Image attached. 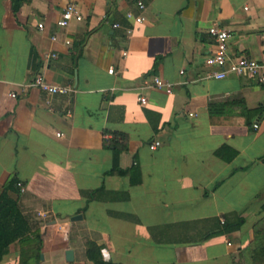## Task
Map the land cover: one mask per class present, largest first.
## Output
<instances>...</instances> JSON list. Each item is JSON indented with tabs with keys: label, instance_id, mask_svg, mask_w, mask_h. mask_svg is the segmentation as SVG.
<instances>
[{
	"label": "crops",
	"instance_id": "1",
	"mask_svg": "<svg viewBox=\"0 0 264 264\" xmlns=\"http://www.w3.org/2000/svg\"><path fill=\"white\" fill-rule=\"evenodd\" d=\"M17 1L0 0V189L26 185L11 195L31 263L96 264L94 241L122 264H264V82L207 63L215 23L232 56L264 59V0H144L143 23L127 16L138 0H74L85 19L61 27L70 0ZM37 74L73 90L9 94ZM22 246L1 264H22Z\"/></svg>",
	"mask_w": 264,
	"mask_h": 264
},
{
	"label": "built area",
	"instance_id": "2",
	"mask_svg": "<svg viewBox=\"0 0 264 264\" xmlns=\"http://www.w3.org/2000/svg\"><path fill=\"white\" fill-rule=\"evenodd\" d=\"M138 8L141 9L140 14H136L134 11H129L127 16L130 20L135 21L136 23H143L147 20V15L144 13L146 9V3L144 0L137 1ZM63 14L61 19L58 22V25L61 26H69L73 21H82L85 19V15L83 10H81L79 4L70 0L68 4L63 9ZM40 30L45 29L44 22L38 24ZM115 28L121 26L120 22L113 23ZM133 28H128L127 33L132 34ZM208 33L214 38L215 41V50L214 52L207 58V63L211 66L217 67V70L211 71L208 76L214 78H223L226 77L227 74L231 73L237 76H246L250 79H253L257 82H264V59H257L254 57L240 55V56H232L229 52L228 47V39L230 36V32L227 28L215 23L208 28ZM58 40L57 34L52 36V41L56 42ZM65 42L67 44H71V38L65 37ZM51 56L53 58H58L59 54L57 52H52ZM111 72L114 71L113 68L110 69ZM182 73V70L180 71ZM145 84L149 86H153L156 89L165 90L168 93H172L173 83L168 80H164L158 75L148 76L144 80ZM33 88H38L42 91H45L50 94H58V93H71L73 90L70 86L61 85L57 83H51L48 81L45 76L42 74H37L34 79L29 82H22L19 84L17 89H14L9 92V94L15 98H20L24 95H28L30 90ZM141 101L143 103L148 101V97L142 96ZM256 127L257 124H254ZM61 135V134H60ZM161 144L159 140H156L153 144L152 148H156ZM18 186L21 192H24L26 189V185L23 181H19Z\"/></svg>",
	"mask_w": 264,
	"mask_h": 264
},
{
	"label": "trees",
	"instance_id": "3",
	"mask_svg": "<svg viewBox=\"0 0 264 264\" xmlns=\"http://www.w3.org/2000/svg\"><path fill=\"white\" fill-rule=\"evenodd\" d=\"M21 1L18 0L16 2L17 7H19ZM111 142L115 148L114 169H119L118 156L122 150L128 147V140L126 136L117 135ZM19 181L18 178L14 177L5 187L0 189V264L4 259V255L8 253L11 244L16 241H19L23 245L21 250L22 264H32L30 256L28 257L30 250L29 248H25L26 245H30L34 240L30 236L32 225L28 217L23 213L18 198L11 195V192H20L18 186ZM241 224V219L236 223L228 221L223 230L231 232L233 229L240 228ZM38 237L35 236V239L38 240ZM32 255H40V245L32 252ZM87 255L96 264H122L114 261H106L102 255V247L94 241L88 242Z\"/></svg>",
	"mask_w": 264,
	"mask_h": 264
},
{
	"label": "water",
	"instance_id": "4",
	"mask_svg": "<svg viewBox=\"0 0 264 264\" xmlns=\"http://www.w3.org/2000/svg\"><path fill=\"white\" fill-rule=\"evenodd\" d=\"M77 217H81V215H80V216H77ZM66 257H68V259H69L70 261H73V260L75 259V257H74V252H73L72 249H68V250L66 251Z\"/></svg>",
	"mask_w": 264,
	"mask_h": 264
},
{
	"label": "rangeland",
	"instance_id": "5",
	"mask_svg": "<svg viewBox=\"0 0 264 264\" xmlns=\"http://www.w3.org/2000/svg\"><path fill=\"white\" fill-rule=\"evenodd\" d=\"M35 261H36V260L34 259L33 262L35 263Z\"/></svg>",
	"mask_w": 264,
	"mask_h": 264
}]
</instances>
